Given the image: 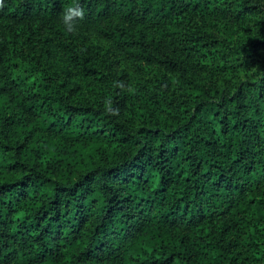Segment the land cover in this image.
I'll return each instance as SVG.
<instances>
[{
  "label": "trees",
  "instance_id": "obj_1",
  "mask_svg": "<svg viewBox=\"0 0 264 264\" xmlns=\"http://www.w3.org/2000/svg\"><path fill=\"white\" fill-rule=\"evenodd\" d=\"M75 3L86 14L77 30L181 72L129 94L89 70L87 86L114 109L173 122L132 133L50 74L18 72L0 52V264H264V61L259 78L233 92L196 84L142 31L169 37L198 68L237 69L259 60L264 28L224 49L213 34L187 32L193 17L228 6L243 18L259 5L3 0L0 18L71 36L61 15Z\"/></svg>",
  "mask_w": 264,
  "mask_h": 264
},
{
  "label": "rangeland",
  "instance_id": "obj_2",
  "mask_svg": "<svg viewBox=\"0 0 264 264\" xmlns=\"http://www.w3.org/2000/svg\"><path fill=\"white\" fill-rule=\"evenodd\" d=\"M250 1L257 3L259 9L255 14L243 18L236 16L228 6H223L224 10L221 9L217 15L209 13L193 17V26L186 38H192L195 34H213L218 40V47L222 49L245 42L250 32H262L264 28V0ZM142 31L155 53L177 62L186 76L196 84L227 86L233 92L237 86L246 85L261 75L264 47L258 51L260 61H255L253 65L220 71L213 65L196 67L169 37L156 29L145 25ZM0 52L13 58L18 72H30L34 77L50 74L65 94L69 93L78 100L103 109V96L86 84L89 70H96L106 82H122L124 88L132 86L135 90L154 85L161 74H181L180 69L173 70L166 63L151 64L134 60L93 31L77 30L71 36L57 37L50 28L40 23H34L31 27L12 25L4 18H0ZM115 117L132 133L146 126L163 123L169 126L173 122L169 117L160 115L137 118L128 111H119V116Z\"/></svg>",
  "mask_w": 264,
  "mask_h": 264
},
{
  "label": "clouds",
  "instance_id": "obj_3",
  "mask_svg": "<svg viewBox=\"0 0 264 264\" xmlns=\"http://www.w3.org/2000/svg\"><path fill=\"white\" fill-rule=\"evenodd\" d=\"M3 6V0H0V8ZM85 15V10L80 6L79 3H75L65 8L61 15V19L66 31L70 34L75 33L77 31L78 22L83 21L85 19ZM114 86L121 88L122 90H126L129 94H135V89L132 86H128L126 89H124L122 82H114ZM104 109L105 115L119 116V109L113 108L111 98H106L104 100Z\"/></svg>",
  "mask_w": 264,
  "mask_h": 264
}]
</instances>
